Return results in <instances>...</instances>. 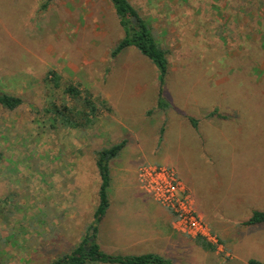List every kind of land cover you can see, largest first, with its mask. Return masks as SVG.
<instances>
[{
  "label": "rangeland",
  "instance_id": "rangeland-1",
  "mask_svg": "<svg viewBox=\"0 0 264 264\" xmlns=\"http://www.w3.org/2000/svg\"><path fill=\"white\" fill-rule=\"evenodd\" d=\"M130 2L167 52L168 110L157 108L148 58L133 47L112 56L125 32L111 0H0V92L24 101L0 107L2 264H50L84 241L99 205L96 152L122 141L115 175L141 188L142 167L175 169L217 244L206 251L174 229L179 239L152 249H124L129 242L112 235L99 241L105 253L264 262V225H244L264 211V0ZM51 70L62 76L59 90L46 82ZM70 84L107 101L93 127L52 126L46 111L67 101ZM216 110L225 118L207 117Z\"/></svg>",
  "mask_w": 264,
  "mask_h": 264
},
{
  "label": "trees",
  "instance_id": "trees-1",
  "mask_svg": "<svg viewBox=\"0 0 264 264\" xmlns=\"http://www.w3.org/2000/svg\"><path fill=\"white\" fill-rule=\"evenodd\" d=\"M120 24L124 29L125 36L117 44L112 52L116 57L129 48H136L143 56L148 58L158 70L159 98L157 108L170 109V104L164 98V87L169 74V60L167 52L161 47L155 38L151 27L143 20L139 12L131 4L130 0H111ZM136 18V23L132 18ZM46 82L54 90L62 88V76L54 70L47 74ZM67 101L61 104L53 103L46 112L53 119V127L61 124L70 129H88L93 127L101 115L99 104L106 105V100L97 99L91 92L83 90L79 85L70 84L63 89ZM24 103L19 96L0 92V107L14 111ZM208 118L224 119L216 111L207 116ZM190 123L194 129H198L199 121L191 118ZM164 134V129L161 130ZM127 142L122 141L111 148L96 152L97 166L101 176L99 189V205L94 214V223L101 224L110 207L109 189L111 186L110 161L120 156ZM0 154V159H1ZM1 211V208H0ZM245 226L256 227L264 225V211H254L252 216L244 222ZM94 228L93 225L91 229ZM90 229V230H91ZM99 227L94 228V234L89 233L84 241L70 254L57 258L50 264H170L171 261L157 254L144 255H111L105 253L97 242ZM198 246L206 251L213 252L216 247L203 238L195 239ZM0 264H2L0 259ZM247 264H264L257 259L248 260Z\"/></svg>",
  "mask_w": 264,
  "mask_h": 264
},
{
  "label": "crops",
  "instance_id": "crops-1",
  "mask_svg": "<svg viewBox=\"0 0 264 264\" xmlns=\"http://www.w3.org/2000/svg\"><path fill=\"white\" fill-rule=\"evenodd\" d=\"M109 164L111 174L110 207L103 221L98 225V243L102 240L113 241L112 235H120L117 242L120 240L127 241L129 244L124 249L135 250L140 245H148L152 249L157 244L162 246L164 241L169 244L174 239H179V235H177L173 226V214L154 202L150 196L141 190L136 182H131V178L130 181L128 177H117L115 175L117 165ZM61 191L64 194L69 193L66 188H61ZM118 247V245H113L114 249ZM144 254L155 253H124V255Z\"/></svg>",
  "mask_w": 264,
  "mask_h": 264
},
{
  "label": "built area",
  "instance_id": "built-area-1",
  "mask_svg": "<svg viewBox=\"0 0 264 264\" xmlns=\"http://www.w3.org/2000/svg\"><path fill=\"white\" fill-rule=\"evenodd\" d=\"M139 179L141 189L173 214L175 230L191 238H203L213 245L217 244V237L198 213L191 189L175 169L145 166L140 169Z\"/></svg>",
  "mask_w": 264,
  "mask_h": 264
},
{
  "label": "water",
  "instance_id": "water-1",
  "mask_svg": "<svg viewBox=\"0 0 264 264\" xmlns=\"http://www.w3.org/2000/svg\"><path fill=\"white\" fill-rule=\"evenodd\" d=\"M132 22H133V23H136V18H135V17L132 18ZM97 226H98V224L95 223V224H94V228H96ZM94 228L91 229V234H94V232H95Z\"/></svg>",
  "mask_w": 264,
  "mask_h": 264
}]
</instances>
